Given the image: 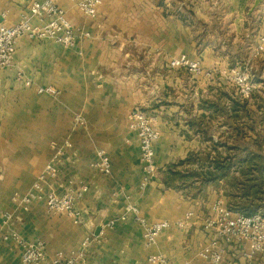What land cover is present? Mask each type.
<instances>
[{
	"label": "crops",
	"instance_id": "obj_1",
	"mask_svg": "<svg viewBox=\"0 0 264 264\" xmlns=\"http://www.w3.org/2000/svg\"><path fill=\"white\" fill-rule=\"evenodd\" d=\"M33 1L0 0V23L17 24ZM257 1L103 0L93 18L76 2L59 0L78 30L74 46L24 37L12 67L0 69V235L15 228L29 242H44L51 256L80 249L90 233L101 235L78 264H155L151 254L170 264H212L198 256L213 235L203 221L217 199L228 205L229 198L210 187L197 197L167 188L161 171L194 154L264 153V54L254 63L250 98L226 77L234 67L245 68L264 35V0ZM182 55L199 61L202 73L170 65ZM39 86L59 94H40ZM136 107L160 131L157 175L144 189L140 140L129 127ZM78 114L84 125L76 123ZM65 140L72 147L52 183L58 194L69 181L76 189L87 187L78 202L80 224L49 213L44 201L26 206L13 199L28 192L53 146ZM99 149L111 158L110 174L93 166ZM129 203L150 222L194 215L185 228L172 226L148 246L143 227L126 214ZM5 212L13 223L4 224ZM243 250L242 244L228 245L221 264H264V253L248 260ZM21 254L16 241L3 242L0 264H24Z\"/></svg>",
	"mask_w": 264,
	"mask_h": 264
},
{
	"label": "built area",
	"instance_id": "obj_2",
	"mask_svg": "<svg viewBox=\"0 0 264 264\" xmlns=\"http://www.w3.org/2000/svg\"><path fill=\"white\" fill-rule=\"evenodd\" d=\"M79 9L89 17H96L98 8L103 0H72ZM35 20L40 24L35 23ZM78 30L66 16V11L59 5V0H35L29 9L23 12L21 20L7 26L0 23V69L12 67L17 41L21 38L30 40H51L63 47H72L78 39ZM264 54V35L253 51L252 58L245 68L234 67L227 74V79L237 88L242 98H250L256 85L254 81V61ZM172 67H187L194 74H201L202 67L199 61H194L186 55L171 61ZM22 76H19L20 79ZM27 86H31L30 80H25ZM40 94L57 96L59 90L52 86H39ZM75 121L84 125L85 118L78 114ZM129 127L135 130L140 140V158L143 171L141 189H144L157 175L156 143L160 139V131L154 124V118L140 108H134L129 114ZM72 147L70 140L63 144L53 146L51 159L43 171L34 180L31 188L25 194H15L13 199L24 205H29L35 200L44 201L47 211L51 214H65L75 224L82 223V211L78 207L79 199L87 189L82 186L76 189L72 181L64 194H58L53 186V181L58 177L62 164L65 161L66 150ZM98 160L93 164L104 174H110L112 170L111 158L104 149L97 151ZM213 214L204 218L205 230L213 233L211 240L198 252V256L212 264H221L228 245L233 243L244 246L243 255L251 260L256 255L264 253V218L259 214L243 215L229 209L222 199H217L212 205ZM132 213L135 221L144 229L145 239L148 246L156 244L160 234L172 226L185 228L194 212H188L176 222L169 220L150 222L136 204L129 203L126 214ZM125 216H122L124 219ZM4 224L13 223L14 216L10 212L3 214ZM114 221L109 226L114 225ZM16 241L22 250L21 259L24 264H78L86 254L88 246L92 243L100 244L103 240L101 235L88 234L81 248L71 251L68 255L61 252L50 255L44 242H29L15 229H9L0 235V247L3 242ZM149 262L155 264H170L162 254H151Z\"/></svg>",
	"mask_w": 264,
	"mask_h": 264
},
{
	"label": "trees",
	"instance_id": "obj_3",
	"mask_svg": "<svg viewBox=\"0 0 264 264\" xmlns=\"http://www.w3.org/2000/svg\"><path fill=\"white\" fill-rule=\"evenodd\" d=\"M239 107V102L235 103ZM188 162L197 167L179 169ZM163 183L194 197L205 193L208 187L221 190L229 198L228 207L235 213L264 218V153L236 152L212 158L210 154H194L161 171Z\"/></svg>",
	"mask_w": 264,
	"mask_h": 264
},
{
	"label": "water",
	"instance_id": "obj_4",
	"mask_svg": "<svg viewBox=\"0 0 264 264\" xmlns=\"http://www.w3.org/2000/svg\"><path fill=\"white\" fill-rule=\"evenodd\" d=\"M259 2H260V0H258V1L256 2V5H258V4H259Z\"/></svg>",
	"mask_w": 264,
	"mask_h": 264
},
{
	"label": "rangeland",
	"instance_id": "obj_5",
	"mask_svg": "<svg viewBox=\"0 0 264 264\" xmlns=\"http://www.w3.org/2000/svg\"><path fill=\"white\" fill-rule=\"evenodd\" d=\"M253 63H255V61Z\"/></svg>",
	"mask_w": 264,
	"mask_h": 264
}]
</instances>
